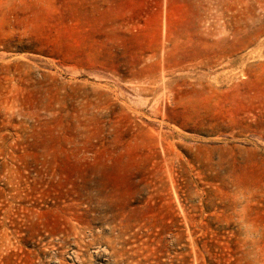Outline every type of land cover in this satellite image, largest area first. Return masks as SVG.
<instances>
[{
	"label": "rangeland",
	"instance_id": "1",
	"mask_svg": "<svg viewBox=\"0 0 264 264\" xmlns=\"http://www.w3.org/2000/svg\"><path fill=\"white\" fill-rule=\"evenodd\" d=\"M0 264H264V0H0Z\"/></svg>",
	"mask_w": 264,
	"mask_h": 264
}]
</instances>
